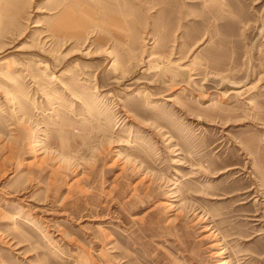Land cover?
Returning a JSON list of instances; mask_svg holds the SVG:
<instances>
[{"label":"rangeland","instance_id":"374dc122","mask_svg":"<svg viewBox=\"0 0 264 264\" xmlns=\"http://www.w3.org/2000/svg\"><path fill=\"white\" fill-rule=\"evenodd\" d=\"M264 264V0H0V264Z\"/></svg>","mask_w":264,"mask_h":264},{"label":"bare ground","instance_id":"6f19581e","mask_svg":"<svg viewBox=\"0 0 264 264\" xmlns=\"http://www.w3.org/2000/svg\"><path fill=\"white\" fill-rule=\"evenodd\" d=\"M221 264H226V263H221Z\"/></svg>","mask_w":264,"mask_h":264}]
</instances>
